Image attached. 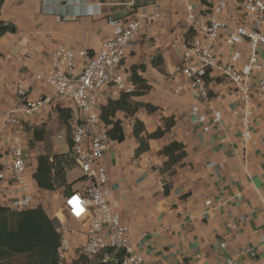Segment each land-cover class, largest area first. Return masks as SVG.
Here are the masks:
<instances>
[{
	"label": "crops",
	"instance_id": "crops-1",
	"mask_svg": "<svg viewBox=\"0 0 264 264\" xmlns=\"http://www.w3.org/2000/svg\"><path fill=\"white\" fill-rule=\"evenodd\" d=\"M216 2L3 0L0 10V20L13 28L0 37V121L7 108L21 103L18 83L24 84L30 98L52 95L38 76L49 71L50 56L58 46L72 51L85 48L94 54L114 35L110 20L141 21L140 33L126 49L120 70L131 81L135 68L149 89L129 98L141 105L137 111H118L112 118L123 138L113 140L99 165L107 172L109 200L146 264H264V97L252 102V138L245 142L240 103L228 81L210 72L205 100L180 72L184 49L197 35L185 23L186 7L192 6L203 17ZM226 2L230 9L220 14L222 19L235 10L230 0ZM238 48L246 55L244 42ZM217 51L229 52L225 46ZM144 105L154 109L149 111ZM194 107L197 112H192ZM59 110L70 113L69 130ZM210 111L221 113L219 123L212 121ZM74 119L71 103L54 99L22 122L28 174L34 173L38 155L49 156L56 169L51 173L54 190H39V207L49 218L59 216L74 231L69 263L112 264L117 251L90 259L79 254L85 232L63 209L64 198L85 184L68 157ZM169 120L171 127L156 139H146V149L138 154L135 124L142 125L145 138L163 130ZM9 138L0 122V172L6 177L9 172L2 163L8 159ZM174 142L182 146L185 156L172 164L162 150ZM12 199L7 178L0 182V205L8 207Z\"/></svg>",
	"mask_w": 264,
	"mask_h": 264
},
{
	"label": "built area",
	"instance_id": "built-area-1",
	"mask_svg": "<svg viewBox=\"0 0 264 264\" xmlns=\"http://www.w3.org/2000/svg\"><path fill=\"white\" fill-rule=\"evenodd\" d=\"M230 1L235 10L228 19L219 17L230 9L226 0H217L203 17L192 6L186 7L185 23L197 35L184 49L180 72L197 96L205 100L208 99L206 77L210 72L228 81L240 103L241 138L248 142L252 138L250 123L255 112L252 102L264 97V0ZM109 23L114 35L104 40L94 54L85 48L72 51L62 46L52 52L49 71L38 76L50 88L51 96L30 98L22 82L16 85L21 103L7 108L0 121L10 136L8 159L2 163L9 176L0 172V182L8 178L12 184L9 209L21 212L39 207V190L28 174V154L20 126L54 99L70 102L75 119L71 123L68 157L81 172L85 184L64 198L63 209L85 232L79 254L90 259L100 253L117 251L120 256L112 264H146L143 256L134 250L130 231L109 200L107 172L99 165L113 142L108 134L109 126L101 119V108L105 102L134 89L120 65L126 49L138 37L142 23L139 19H116ZM242 42L246 45V55L238 48ZM223 46L228 48V54L217 51ZM192 112L197 109L192 108ZM210 116L215 123L221 120L219 111H210ZM55 171L51 169L52 174ZM50 220L59 235L58 264H70V237L74 231L59 216Z\"/></svg>",
	"mask_w": 264,
	"mask_h": 264
},
{
	"label": "trees",
	"instance_id": "trees-1",
	"mask_svg": "<svg viewBox=\"0 0 264 264\" xmlns=\"http://www.w3.org/2000/svg\"><path fill=\"white\" fill-rule=\"evenodd\" d=\"M2 4L3 0H0V10ZM12 29L10 24L0 20V37ZM135 72L136 70L133 68L131 74V82L134 85L133 91L122 93L117 100H109L101 108V119L107 126L111 125L108 134L116 141L122 140L123 134L118 122L112 121V118L118 111L126 114L137 111L141 105L129 102V98L142 95L149 89V86ZM144 107L149 111L154 109L150 105H144ZM59 114L69 130L68 118L70 113L59 110ZM172 124V120H169L163 130L158 129L143 138L141 133L144 132V129L137 122L133 130L134 136L140 143L137 153L139 154L146 149V139H156L162 136ZM69 142L71 147V135ZM162 153L169 157V163L172 164L177 163L185 156L182 146L176 142L165 147ZM36 161L37 165L31 176L35 187L38 190L53 191L54 176L51 174L52 163L49 156L38 155ZM58 244L59 235L53 222L41 207L16 212L0 205V264H5L12 258H22L18 264H58Z\"/></svg>",
	"mask_w": 264,
	"mask_h": 264
},
{
	"label": "rangeland",
	"instance_id": "rangeland-1",
	"mask_svg": "<svg viewBox=\"0 0 264 264\" xmlns=\"http://www.w3.org/2000/svg\"><path fill=\"white\" fill-rule=\"evenodd\" d=\"M63 150H67L66 147H63ZM22 258H12L11 260H8L5 262V264H18L21 261Z\"/></svg>",
	"mask_w": 264,
	"mask_h": 264
}]
</instances>
